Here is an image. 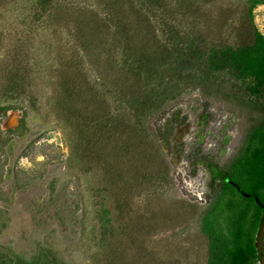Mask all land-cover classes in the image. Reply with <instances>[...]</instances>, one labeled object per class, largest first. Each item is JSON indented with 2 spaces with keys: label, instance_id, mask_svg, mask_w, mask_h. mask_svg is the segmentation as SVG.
Segmentation results:
<instances>
[{
  "label": "rangeland",
  "instance_id": "rangeland-1",
  "mask_svg": "<svg viewBox=\"0 0 264 264\" xmlns=\"http://www.w3.org/2000/svg\"><path fill=\"white\" fill-rule=\"evenodd\" d=\"M112 2L51 0L40 8L39 0H0V255L45 253L60 264H206L202 221L221 183L213 182V167L227 165L242 126L225 98L185 81L157 112L149 90L175 83V59L146 72L142 87L120 90L111 26L100 39L83 30L87 19L94 27L114 10H129ZM133 3L168 46L195 35L219 45L250 40L248 0H196L192 13L190 1ZM254 13L264 34V4ZM74 84L78 92L69 99L64 92ZM106 106L114 126L108 133L97 127L106 134L95 136L89 123ZM244 211L258 243L257 209L231 189L216 214L219 228L228 233Z\"/></svg>",
  "mask_w": 264,
  "mask_h": 264
},
{
  "label": "trees",
  "instance_id": "trees-1",
  "mask_svg": "<svg viewBox=\"0 0 264 264\" xmlns=\"http://www.w3.org/2000/svg\"><path fill=\"white\" fill-rule=\"evenodd\" d=\"M50 1L39 0L40 8H44ZM121 1L126 2L125 6L129 10L121 13L114 10V13L105 21L95 20L94 27L90 24L91 20L87 19L90 22H87L83 28L86 30L87 38L100 39L107 31L105 26H111V28L108 27L107 32L109 35L112 34V39L118 47L119 63L116 60L111 61L110 64L119 73L120 78L116 79L119 85L117 83L116 85L121 86L120 90L132 92L133 88L142 87L145 83L146 72L175 59L177 63L175 83L167 86L165 81H160L156 88L149 90L157 100L154 101L158 107L157 112L166 101L170 100V90L172 88L178 90L177 82L185 81L186 84L194 83L202 86L218 99L225 98L232 112L237 115L239 125L242 126V136L227 165L222 168L230 182H221L218 185L219 190L214 202L202 221L203 233L209 240V256L206 264H257L254 223L246 227V212H241L232 220L228 233L220 230L216 214L225 194L231 189L241 198L254 204L257 209L256 227L260 224L262 217L259 204L264 203V34L256 26L254 11L259 5L264 4V0H248L245 26L250 39L248 43L239 46L210 44L200 42L199 37L195 35L188 43L178 45V47L174 44L168 46L160 42L149 22L148 12L143 9V11L133 12V0ZM137 1L138 4L147 8H161L166 4V0ZM183 1L185 4L190 1L186 6V13H192L193 3L196 0ZM116 3L117 0H113L112 6H116ZM171 15L175 16L174 13L169 14V18ZM174 30V28L170 29L171 36L175 34ZM175 38L174 35L170 40ZM78 88L76 84L67 88L64 92L65 96L69 99L74 98ZM151 97L149 96L144 101L145 109L152 102ZM70 111L77 118L84 121L91 120V117L84 115L83 112L75 109H70ZM94 119L89 125L95 128L93 132L95 136L106 134L101 133L102 130L96 129L97 127L103 126L108 129V133L114 126L113 117L107 106L104 113L101 115L100 112ZM87 140L89 142V139ZM0 264L60 263L45 253H39L33 259L12 253L8 257L0 255Z\"/></svg>",
  "mask_w": 264,
  "mask_h": 264
},
{
  "label": "flooded vegetation",
  "instance_id": "flooded-vegetation-1",
  "mask_svg": "<svg viewBox=\"0 0 264 264\" xmlns=\"http://www.w3.org/2000/svg\"><path fill=\"white\" fill-rule=\"evenodd\" d=\"M225 175V176H224ZM227 178L226 172L221 168L214 166L213 167V182H215L218 178L221 179V182H226L223 178ZM261 208L262 217L259 224V236H258V243H257V256L258 262L264 264V203L259 204Z\"/></svg>",
  "mask_w": 264,
  "mask_h": 264
},
{
  "label": "bare ground",
  "instance_id": "bare-ground-1",
  "mask_svg": "<svg viewBox=\"0 0 264 264\" xmlns=\"http://www.w3.org/2000/svg\"><path fill=\"white\" fill-rule=\"evenodd\" d=\"M15 117H16L15 115H11V116H10V120L12 119L11 121H12V122H15V121H16V118H15Z\"/></svg>",
  "mask_w": 264,
  "mask_h": 264
},
{
  "label": "water",
  "instance_id": "water-1",
  "mask_svg": "<svg viewBox=\"0 0 264 264\" xmlns=\"http://www.w3.org/2000/svg\"><path fill=\"white\" fill-rule=\"evenodd\" d=\"M225 176V175H224ZM222 178H223V176H222ZM226 182H230V180L228 179V178H223Z\"/></svg>",
  "mask_w": 264,
  "mask_h": 264
}]
</instances>
